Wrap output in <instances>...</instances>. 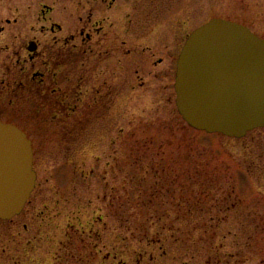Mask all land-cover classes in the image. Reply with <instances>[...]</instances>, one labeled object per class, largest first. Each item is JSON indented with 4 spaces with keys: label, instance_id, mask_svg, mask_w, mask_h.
<instances>
[{
    "label": "rangeland",
    "instance_id": "obj_1",
    "mask_svg": "<svg viewBox=\"0 0 264 264\" xmlns=\"http://www.w3.org/2000/svg\"><path fill=\"white\" fill-rule=\"evenodd\" d=\"M214 17L264 37V0H0L2 120L37 139L64 99L87 124L85 177L60 187L42 169L49 183L0 219V264H264V127L200 131L176 104L181 49Z\"/></svg>",
    "mask_w": 264,
    "mask_h": 264
},
{
    "label": "water",
    "instance_id": "obj_2",
    "mask_svg": "<svg viewBox=\"0 0 264 264\" xmlns=\"http://www.w3.org/2000/svg\"><path fill=\"white\" fill-rule=\"evenodd\" d=\"M35 45L32 43L31 48ZM176 104L193 128L242 138L264 127V38L212 18L187 38L177 63ZM32 141L0 121V219L18 216L37 179Z\"/></svg>",
    "mask_w": 264,
    "mask_h": 264
},
{
    "label": "flooded vegetation",
    "instance_id": "obj_3",
    "mask_svg": "<svg viewBox=\"0 0 264 264\" xmlns=\"http://www.w3.org/2000/svg\"><path fill=\"white\" fill-rule=\"evenodd\" d=\"M113 4V1L112 3ZM52 11V8L45 5V8H43V14L44 17L46 18V15ZM60 27V26H59ZM144 39H146V22L144 23ZM52 30H55V25L52 26ZM103 29L97 30V33H100ZM138 30H133V34L135 35V32ZM140 35L137 34L136 37ZM82 36H83V44L82 46L84 47V52L87 51L86 42L91 41L93 39V35L91 32L86 31L84 28L82 31ZM142 37V36H141ZM137 41H140V36L137 37L136 40V45H140ZM32 43H34L35 47L31 48ZM122 44H127L126 40H123ZM39 48V43L36 40H32L29 42L28 50L32 54V58L34 57V53L38 52ZM182 50V49H181ZM131 51V50H129ZM162 60V58H161ZM108 90V88H107ZM52 94L57 92V89L54 87L53 90L51 91ZM112 92L113 89L111 87V92H110V98L109 101H112ZM94 94H100V97H95L93 99V103L95 106H101L103 104H107L108 101V93H103L101 90H98L94 92ZM103 94V96H102ZM60 105L61 108L58 110V113H54L55 117L52 119L50 118L49 120L52 122L51 128H50V133H42L41 135L38 136L37 139L33 138L28 134V132L22 128L21 126L10 122V121H4L0 117V121L5 122V123H12L14 125L19 126L22 130H24L30 140L32 141V147H33V168L37 173V179H36V185L35 188L31 194L30 199L26 203L29 204L34 196V194L37 193V191L41 187V182L44 180L46 183L51 180L50 177H44L45 172H41L43 168L47 170L53 169V175L52 178L55 177L56 182H58L60 187H67L69 186L68 184L70 183L71 175L73 174V171L77 170L78 172L81 171V177H85V170L82 168L86 164V145H85V140H86V123L84 122L86 119V109H83L81 112H79V115L76 116V111L79 108L78 105L72 104V103H66L65 100H59L57 101ZM112 103V102H111ZM62 115L64 117V120L61 121L63 122V127L56 123L57 121V116ZM37 121H38V116H36ZM58 122V121H57ZM79 131L78 134H76L75 131ZM78 136V137H77ZM77 137V138H76ZM77 139L81 142H84L82 146L80 145L78 149L74 147L73 142L77 141ZM60 144V147H65V149H55L56 146ZM57 150V151H56ZM48 153V157L50 161L53 163V165H50L47 161V158L45 160L44 154ZM64 153V160L61 163H58V160L56 158L59 157V154ZM79 158V166L76 168L75 164V158ZM45 163V164H44ZM73 170V171H72ZM25 206V207H26ZM25 209V208H24Z\"/></svg>",
    "mask_w": 264,
    "mask_h": 264
}]
</instances>
